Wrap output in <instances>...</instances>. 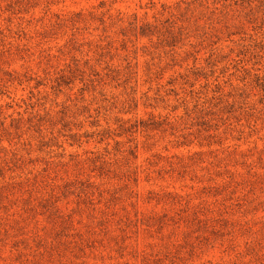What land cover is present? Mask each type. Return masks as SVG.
<instances>
[{"label":"rangeland","instance_id":"374dc122","mask_svg":"<svg viewBox=\"0 0 264 264\" xmlns=\"http://www.w3.org/2000/svg\"><path fill=\"white\" fill-rule=\"evenodd\" d=\"M0 264H264V0H0Z\"/></svg>","mask_w":264,"mask_h":264}]
</instances>
